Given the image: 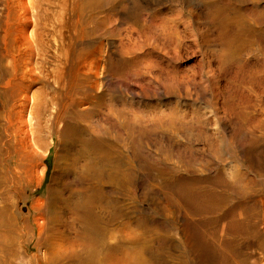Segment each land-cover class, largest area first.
I'll list each match as a JSON object with an SVG mask.
<instances>
[{
  "label": "rangeland",
  "instance_id": "374dc122",
  "mask_svg": "<svg viewBox=\"0 0 264 264\" xmlns=\"http://www.w3.org/2000/svg\"><path fill=\"white\" fill-rule=\"evenodd\" d=\"M6 1L15 7V15L27 10L31 20L41 17L45 58L51 62L45 69L46 86L51 88L55 79L62 87L66 72L59 58L66 50L58 47L54 31L57 0ZM4 5L5 0H0V54L8 58ZM99 11L104 17L114 16L113 21L104 20V38L89 44L98 75L92 78V89L87 79L85 84L89 92H99V103L84 113L72 111L70 127L62 137L52 133L49 121L43 123L48 134L43 138L42 160L27 178L29 185L20 205L23 214L32 217L33 200L56 204L61 207L58 214L63 213L68 223L64 234L74 237L87 226L70 224L72 203L91 201L95 212L109 218L123 236L130 231L141 234L142 224H147L154 236L150 243L154 264H264V144L252 147L246 141L255 135L254 109L247 108V100L258 105L264 91V0H102ZM153 25L159 28L153 31ZM128 29L161 35L155 52L170 55L169 61L163 60L164 72L130 71L114 64L119 54L107 38L122 39ZM16 30L20 43L13 56L35 60V29L14 21L11 31ZM167 41L171 46L163 48ZM81 46L86 47L85 42ZM155 52L152 58L160 62ZM145 60L140 58V63ZM174 64L183 70L182 80L193 85H169L166 67ZM30 68L27 65L26 70ZM104 69H109L111 82L103 77ZM127 74L136 75L137 80L127 82ZM212 79L218 87L215 95L209 92ZM41 88L36 84L31 89L36 95L44 92L39 99L44 98V90L49 92ZM137 96L144 103L162 101L163 111L188 114L186 122L193 119L197 131L152 126L150 133L134 135L132 142L131 136L123 134L128 133L127 124L113 127L99 119L100 113H108V106L131 105ZM178 98L182 108L176 109ZM189 101L195 105L188 113ZM238 110L244 115L238 116ZM158 112L154 114L160 116ZM125 114L121 113L122 119ZM28 116L27 128H38ZM13 123L8 131L1 125V143H14L17 117ZM118 130L122 133L115 134ZM128 158L134 161L132 181L127 174ZM15 159L12 156L0 164V171L19 175L25 169ZM171 177L183 179L181 190L173 191L167 185ZM192 179L196 182L187 184ZM36 232L33 226L30 253ZM106 248L120 257L128 249L123 245Z\"/></svg>",
  "mask_w": 264,
  "mask_h": 264
},
{
  "label": "bare ground",
  "instance_id": "6f19581e",
  "mask_svg": "<svg viewBox=\"0 0 264 264\" xmlns=\"http://www.w3.org/2000/svg\"><path fill=\"white\" fill-rule=\"evenodd\" d=\"M102 0H57L53 17L55 20L54 31L58 41V47L66 50L61 53L59 62L63 64V69L66 74L62 87L56 85L55 79L52 81V87L46 86L48 82L47 74H45L46 65L50 64L45 58L44 32L43 26H40L41 17L36 15V19L31 20L29 13L15 15L14 8L9 1L5 0L4 8L6 13L5 25L7 31L4 35V46L6 56L0 54V132L1 125L5 126L8 131L13 128V117H17L19 124L15 131L13 140L0 142V164L4 165L10 157L14 156L17 165L23 166V170L19 175L9 176V172L0 171V264H154L151 255V240L153 234L145 223L141 226V234L130 231L125 236L119 234L110 219L102 214H97L94 210V205L91 201L73 202L72 221H69L72 227L76 222L81 223V228L86 227V231H81L76 236L65 235L63 227L66 226L65 220L61 214H58L59 207L56 204L47 205L45 200H33V215L32 217L25 216L20 208L23 194H26L30 178L35 173L37 163L42 160L41 150L44 149L43 138L48 134L47 126L43 123H49L52 127V133L58 136L67 133L70 127L71 113L78 111L84 113L89 109H93L98 105L100 98L99 92H89L87 90L91 86V81L95 73L94 62H92V53L89 50V44L94 40L104 38L105 22L104 20L113 21L114 16H102L99 11V2ZM68 3L71 5L68 9ZM14 21L25 22L27 26L32 25L35 29V44H36V59L28 60L26 58L13 56L16 47L19 49V41L16 37V32L11 31ZM159 28L158 25H153L150 29L154 31ZM132 31L135 33L133 38ZM68 33V34H67ZM142 34L140 31L128 29L124 32L122 39L107 38L110 48H114L119 54L118 59L112 60L116 66L128 68L133 71L149 72L153 69L159 70V73L164 72L161 66L163 60H170L169 53L155 52L156 44L161 35ZM24 34V33H23ZM246 36V32L244 34ZM24 40V39H23ZM85 42L86 47L81 45ZM29 44V40L27 41ZM171 46L169 41L162 45ZM155 52L160 62L152 58V53ZM177 55V53H174ZM34 57V56H33ZM31 57V58H33ZM145 58V63H140V58ZM55 60V59H54ZM27 65L31 66L30 70H26ZM38 70V72H36ZM167 80L170 84L180 87L184 85H193L190 82H184L182 79L183 70L176 64L167 66ZM28 72V73H27ZM34 72V73H33ZM86 72V73H85ZM33 73V74H31ZM136 75L127 74L125 80L133 79ZM172 76V77H171ZM83 77V80L81 79ZM104 78H110L112 75L109 69H104ZM117 81V79H115ZM135 80L136 77H135ZM213 80V79H212ZM210 80V93L216 94L218 87L217 83ZM48 82V83H47ZM125 82V81H124ZM124 86H127L125 82ZM36 84H41V89L45 91L44 98L39 99L43 91L31 92L32 87ZM91 86V87H90ZM49 96V97H48ZM141 96L134 98L131 105L116 103V106H108L107 114L100 113L99 119L104 122H109L113 127L119 123L127 124V132L123 134L131 136V141L135 142L134 135L142 136L145 132L150 133V128L155 127H182L188 132L195 133L197 128H194L193 119L186 122L187 115L176 110H162V101L154 104L144 103ZM180 98L176 101V109L182 108ZM188 113L194 111V103L191 101ZM247 100V108L254 109L252 119L254 126L252 137L247 136L246 141L252 147L264 144V91L259 104ZM30 106V110L28 107ZM52 107V111L48 112V107ZM167 104L164 105L166 108ZM17 107L20 109L17 110ZM155 107V110L151 109ZM73 111V112H72ZM112 111V112H111ZM158 112L160 116L154 113ZM126 113L122 119L121 113ZM26 113L29 114L30 121L36 120V127L27 128ZM46 113H49V118L45 119ZM237 115H244L243 111H237ZM236 133L241 124L237 123ZM32 126V125H30ZM149 130V131H148ZM121 130L114 131L115 134H121ZM37 133V135H35ZM251 134L247 132V134ZM19 139H16V138ZM1 141V138H0ZM52 141V134H51ZM127 174L132 177L134 174V161L132 158L127 160ZM177 176V175H176ZM175 177V176H174ZM194 181V182H193ZM196 181L192 179L187 184H193ZM184 181L182 178L171 177L167 185L173 190H181ZM39 186V184H38ZM52 185L49 186V189ZM48 189V190H49ZM67 211V210H66ZM52 212V213H51ZM68 212V211H67ZM51 213V214H50ZM69 214V213H68ZM78 215V216H76ZM68 218V219H70ZM61 220V221H60ZM112 222V221H111ZM86 223V226L85 224ZM36 227V240L33 243V252L28 251V245L31 242L30 229ZM114 227V228H113ZM108 247L126 246L127 253L124 257H120L112 250H107ZM42 253L40 254V251ZM24 258L27 262L24 263Z\"/></svg>",
  "mask_w": 264,
  "mask_h": 264
}]
</instances>
